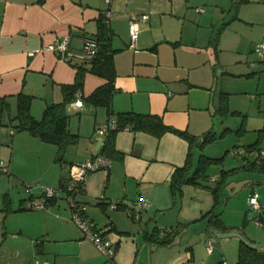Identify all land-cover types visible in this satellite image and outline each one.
Listing matches in <instances>:
<instances>
[{
	"label": "crops",
	"instance_id": "obj_1",
	"mask_svg": "<svg viewBox=\"0 0 264 264\" xmlns=\"http://www.w3.org/2000/svg\"><path fill=\"white\" fill-rule=\"evenodd\" d=\"M231 1L0 0V111L6 106L10 110L15 106L16 110L19 92L33 96L30 110L35 118L42 115L46 105L62 101V85L73 83L76 78V65L81 62L77 55L83 38H97L102 12L109 8L111 16L106 25L113 49L116 88L111 110L158 114L166 124L201 135L211 121L210 46L211 28L216 27L213 19L220 12L219 8L224 10ZM132 14L148 15L139 21L134 46L130 45L128 31ZM208 23L210 30L204 28ZM65 37L70 38L71 48L64 55L43 49L48 43ZM83 81L81 93L86 96L105 83L106 78L86 72ZM76 98L82 99V106L75 107L69 102L66 113L69 117L73 112L79 114L68 122L69 130L78 135L77 141L66 147L60 163L56 161L55 144L44 142L27 130H16L0 119V125H5L0 127V152L7 158L8 169L0 173V264L103 262V254L70 219V207L62 190L58 189L48 198L44 207L25 206L26 199L43 193L44 185L58 188L73 163L97 152L95 145L99 135L95 128L108 119V110L86 102L79 92ZM114 146L120 156L110 158L108 168L86 175L84 191L78 195L82 214L115 241L117 264H186L191 261L193 254L189 245L177 249L173 241L161 243L158 240L175 229L195 226L212 208L214 198L210 185L219 172L211 173L209 168L207 180L184 184L178 196H173L169 180L173 170L185 162L189 149L186 138L172 131L155 136L124 128L115 132ZM30 148L37 151L39 164L45 162L43 170L39 167L32 171L35 168L26 165L22 151ZM196 158L193 156L194 162ZM259 178H243L245 184L252 186L251 194L257 195L258 209H252L246 200L240 209L243 217L223 220L220 214L226 230L217 231H241L246 214L255 218L257 212L264 210V200L254 186L264 182V178L256 182ZM234 181L231 176L224 194ZM18 182L24 184V189ZM249 196L250 192L248 199ZM141 199L147 204L135 218L132 212ZM227 199L228 196L224 204ZM109 203L118 205L111 208ZM193 220L196 222L185 226ZM225 242L219 241V246L227 254ZM238 244V241H230L232 247L237 248ZM237 256L231 264L237 263Z\"/></svg>",
	"mask_w": 264,
	"mask_h": 264
},
{
	"label": "rangeland",
	"instance_id": "obj_2",
	"mask_svg": "<svg viewBox=\"0 0 264 264\" xmlns=\"http://www.w3.org/2000/svg\"><path fill=\"white\" fill-rule=\"evenodd\" d=\"M219 11L213 19L216 27L211 28L213 37L219 31L216 51L213 46H210L212 50L210 65L213 71L210 85L213 98L209 107L211 121L204 129V133L209 131L214 137L201 145L194 142L192 154L194 159L200 153L209 157H221L219 161L209 164L211 173L238 167L232 175L236 181L232 182L231 188L225 190L228 199L219 207L223 220L227 217L234 220L243 217L240 209L245 206L248 194L252 191V186L245 184L243 178L251 179L257 176L264 178V174L256 170L242 168L245 159L241 153L234 152L242 148L250 158L254 157L257 149L248 152L245 146L255 142L258 139L259 130H264V55H259L254 47L255 43L264 40V0H232L227 7H224V10L219 8ZM209 24L204 28L210 30ZM225 97L226 103H224ZM12 111L15 114V106L11 110L6 106L0 111V119L6 124H12L11 127L15 128V121L10 119ZM78 115L75 112L70 113L69 119L72 116L76 118ZM1 147L0 144V149ZM8 148L9 146L4 148L5 153ZM37 156V151L31 148L22 151V158L26 165L35 168L32 171H37L39 167L43 170L42 166L45 165L41 159L40 162H42L39 164ZM0 160H4L6 164L7 158L2 152H0ZM56 161L60 163V160ZM23 171L29 170L23 169ZM25 183L27 184L26 181ZM17 185L24 189V184L18 182ZM254 186L264 200V182ZM66 201L70 207V219L72 220L71 206L67 197ZM245 208L249 209V206ZM243 221L244 229L240 232L258 246H264V225L256 217L249 218L247 214ZM196 223L195 226L186 227L176 234H170L177 249H182L186 244L192 248L193 259L186 264H231L236 260L238 247H232L230 241L239 243V237L212 235L213 252L210 253L206 245V236L209 233L205 231L201 220ZM76 226L78 227L77 224ZM154 229L155 227L152 230ZM219 241H227L225 242L227 254L221 251Z\"/></svg>",
	"mask_w": 264,
	"mask_h": 264
},
{
	"label": "trees",
	"instance_id": "obj_3",
	"mask_svg": "<svg viewBox=\"0 0 264 264\" xmlns=\"http://www.w3.org/2000/svg\"><path fill=\"white\" fill-rule=\"evenodd\" d=\"M98 29L97 54L89 60L81 59V62L76 65V78L74 82L62 85V101L46 105L42 115L39 118H35L30 110L33 96L24 92H19L16 95V113L12 116V118L10 117L11 120L16 121L14 124L15 129L27 130L29 133L37 136L42 141L55 144L57 146L56 160L61 161L66 147L77 141L78 135L72 133L68 127L69 115L66 113V105L75 99L77 92H79L86 102L96 106H104L108 110L109 116H116V127L107 133V136L97 153L103 154L111 159L120 156V153L114 146V135L119 129L128 128L131 130H141L155 136H160L166 131H172L186 138L189 143V149L184 164L177 166L173 170L169 180L173 196H178L181 191V187L184 184H200L204 180H207L209 178V164L219 161L221 157H209L200 153L197 160L194 162L192 146L194 142H198L201 145L205 141L212 139L214 136L211 132L208 131L206 133H202L201 135H193L185 130H180L166 124L162 116L158 114L139 113L135 111L115 113L111 110V98L116 89L114 85L115 69L112 60L113 49L110 47V33L108 26L103 20V16L100 17ZM218 32L217 35L211 39V45L215 48V51L219 37ZM86 72H92L96 75L104 77L106 78V82L96 87L88 95L83 96L81 92ZM224 103H226V97ZM199 138H201V140H199ZM262 145H264V130H259L258 139L245 146L246 151L248 152L257 149V153L254 157L250 158V156L245 153L242 148L234 151L235 153H241L243 159H245L243 165L241 166L242 168L248 170L253 169L261 174H264V156L260 154ZM237 168L238 167L221 169L219 176L212 179L213 184L210 185L214 198L212 208L204 213L200 219H198L204 222V227L208 232L212 228L215 230H226V227H224L222 220L220 219L221 211L219 210V207L227 198V195L224 194V188L228 184L233 173L237 171ZM259 179H256V182L262 181V178ZM64 182L65 180L61 181L59 186L60 188H64ZM82 191H84V184ZM82 191H79L77 195L82 193ZM77 200H79L78 196ZM255 217L262 225H264V210L257 212ZM193 222L196 221H190L185 226ZM180 230L175 229L170 233H166L158 240V242H172L170 234H176ZM209 234V237H213L210 232ZM236 264H264V248H260L259 246L252 247L240 240Z\"/></svg>",
	"mask_w": 264,
	"mask_h": 264
},
{
	"label": "built area",
	"instance_id": "obj_4",
	"mask_svg": "<svg viewBox=\"0 0 264 264\" xmlns=\"http://www.w3.org/2000/svg\"><path fill=\"white\" fill-rule=\"evenodd\" d=\"M110 1V0H107ZM103 20L108 23L111 16L110 9L103 10ZM148 15L142 14H132L128 19V31L130 37V45L134 46V41L136 40L139 32V21L145 19ZM254 47L259 55H264V40L255 43ZM71 48L70 38L65 37L59 39L55 42L48 43L43 47L45 50L57 51L58 53L64 55ZM98 51V40L94 36H85L83 38V44L77 55L80 59L89 60L93 58ZM83 101L81 98H76L70 101V105L75 107L82 106ZM116 116L111 115L108 119L101 124H98L95 128V133L102 137V143L107 136V133L116 127ZM101 143V145H102ZM260 154L264 156V145L260 149ZM111 159L103 154L95 153L91 157L85 159L84 161L73 163L70 166L69 174L64 182V188H56L48 185L43 186V193L40 196L28 198L25 201V206L27 208H40L46 205L48 198L53 197L58 189L62 190L71 206V217L72 220L78 225L82 230L83 235L94 243L95 247L103 254L104 259L102 264H117L115 259L116 253V243L111 238L107 237L103 230L97 226V224L88 216L82 214V204L77 200V194L82 191L83 184L88 172L99 169L108 168ZM7 166L5 163L0 161V172H7ZM248 202L252 209H258V200L255 193L250 194ZM147 202L141 199L138 202V206L143 209L146 207ZM111 208H115L116 203H109ZM132 216L137 218L139 213L137 211L132 212ZM213 237H209L207 240V251H213Z\"/></svg>",
	"mask_w": 264,
	"mask_h": 264
},
{
	"label": "water",
	"instance_id": "obj_5",
	"mask_svg": "<svg viewBox=\"0 0 264 264\" xmlns=\"http://www.w3.org/2000/svg\"><path fill=\"white\" fill-rule=\"evenodd\" d=\"M101 143H102V137H98L97 138V143L95 145V150L98 151L100 146H101ZM135 210L140 213L142 211V209L139 207V206H135ZM249 214H251V212H249ZM209 232L216 236V237H224V236H237L240 238V240H242L244 243L252 246V247H256L257 244L248 239L242 232L240 231H237V230H228V231H217L215 229H210ZM261 248H264V247H261Z\"/></svg>",
	"mask_w": 264,
	"mask_h": 264
}]
</instances>
